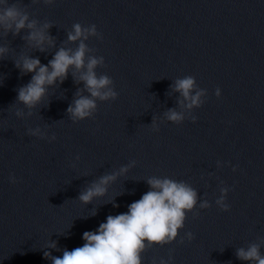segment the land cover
Wrapping results in <instances>:
<instances>
[{"label": "water", "instance_id": "95a60500", "mask_svg": "<svg viewBox=\"0 0 264 264\" xmlns=\"http://www.w3.org/2000/svg\"><path fill=\"white\" fill-rule=\"evenodd\" d=\"M13 3L53 24L56 49L28 47L22 39L27 31L0 35V46L10 48L0 61V264H51L44 251L62 256L63 249L82 246L83 233L97 230L110 214L127 212L149 190L152 176L185 181L212 206L189 213L177 241L148 249L143 264H248L236 249L264 239V0ZM76 23L95 25L102 35L86 43L104 57L106 67L97 72L113 79L119 98L98 101L94 119L73 123L67 108L78 85L69 74L29 116L15 101L31 74L22 76L13 61L31 55L47 65ZM185 76L208 95L203 107L184 110L186 120L177 126L164 113L181 110L171 85ZM19 109L23 118L15 115ZM154 118L158 132L151 128ZM37 127L57 139L27 135ZM133 161L108 196L88 205L78 200L100 176ZM225 187L228 212L216 205ZM113 199L118 208L108 203ZM93 209L96 216H90ZM51 241L61 251L48 249Z\"/></svg>", "mask_w": 264, "mask_h": 264}, {"label": "clouds", "instance_id": "9594fccd", "mask_svg": "<svg viewBox=\"0 0 264 264\" xmlns=\"http://www.w3.org/2000/svg\"><path fill=\"white\" fill-rule=\"evenodd\" d=\"M33 2L40 3L41 0H33ZM43 3L53 5L55 0H43ZM52 27L53 24L50 22L41 23L37 19L30 18L26 8H22L19 4H9V0H0V35L7 37L11 34L20 37L22 32L27 31L28 34L22 37L27 46L40 53H47L49 49H56V40L49 32ZM72 27L73 30L67 33L65 46L55 51L47 65L41 63L38 57L31 55H22L18 60L13 61L22 76L31 74V80L17 89L15 101L28 109L29 116L33 115L35 109L44 105L45 100L49 98V90L56 88L57 83L62 85L69 74L78 85L74 99L67 108V114L73 123L94 119L98 111V101L110 102L119 98L113 79L107 74L97 72L98 68L106 67L104 57L92 54L94 49L86 43L90 37L102 40V35L95 25L83 27L80 23H76ZM68 44L77 46L72 48L68 47ZM9 53L8 46H0V61H3ZM2 82L0 81V84ZM171 90L181 97L177 101L181 110L168 109L164 113V119L177 126L182 125L186 120L184 110L191 112L193 109L203 107L204 97L208 95L206 90L198 87L193 76L176 79L171 85ZM215 95L217 98L221 97L219 88L216 89ZM24 114L23 109L15 113L19 118H23ZM191 121L196 123L197 118L192 116ZM151 128L155 132L159 131V123L155 118ZM27 135L48 139L49 142L57 139L55 134L49 139L39 127L29 128ZM134 166L135 161L128 166H122L118 171L100 176L80 192L78 200L88 205L94 200L108 196L109 186L115 184L120 176H126ZM236 170L233 168V171ZM11 179L12 183L17 182L15 177ZM146 183L149 190L140 199L132 202L127 212L110 214L106 222L100 223L97 230L85 231L83 233L85 243L82 246L71 251L65 248L62 256H53L51 251H44V258L50 260L51 264H143V254L148 249L155 246L163 247L177 241L180 232L185 228L189 213L195 212L197 207L209 209L212 206L206 199L201 203L197 190L185 181L152 176ZM220 192L221 196L216 200V205L222 211L228 212L230 206L226 198L229 189L221 188ZM108 203L116 208L119 207L114 199ZM96 215L97 211L93 209L90 216ZM186 236L190 242L195 239L191 232ZM262 246L264 239L259 243L253 242L247 247L237 248L235 255L237 259L248 264H264ZM47 248L61 251L57 241H51ZM160 264H168V261L161 260Z\"/></svg>", "mask_w": 264, "mask_h": 264}]
</instances>
